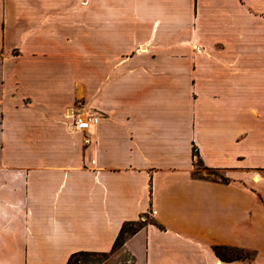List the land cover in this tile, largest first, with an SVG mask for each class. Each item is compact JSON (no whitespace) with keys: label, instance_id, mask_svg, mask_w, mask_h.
I'll return each mask as SVG.
<instances>
[{"label":"crops","instance_id":"obj_1","mask_svg":"<svg viewBox=\"0 0 264 264\" xmlns=\"http://www.w3.org/2000/svg\"><path fill=\"white\" fill-rule=\"evenodd\" d=\"M259 10L0 0V264L109 250L144 213L154 222L120 245L128 264H264ZM76 112L97 119L78 130ZM197 157L226 179L194 172Z\"/></svg>","mask_w":264,"mask_h":264},{"label":"trees","instance_id":"obj_2","mask_svg":"<svg viewBox=\"0 0 264 264\" xmlns=\"http://www.w3.org/2000/svg\"><path fill=\"white\" fill-rule=\"evenodd\" d=\"M193 152L197 153L195 148ZM195 162L201 163V161L196 158ZM206 167V166H205ZM209 168V167H207ZM212 169V168H211ZM219 179L225 180L226 177L221 175ZM146 222H154V220L145 215V218H137L131 220H123L119 226V229L113 239L112 245L109 250H88V249H78L70 252L64 264H98L101 263L106 256L118 248L124 241V239L138 229L140 226L144 225ZM215 253L222 259H235V258H250V253L247 250L237 248L235 246L226 245H214Z\"/></svg>","mask_w":264,"mask_h":264},{"label":"rangeland","instance_id":"obj_3","mask_svg":"<svg viewBox=\"0 0 264 264\" xmlns=\"http://www.w3.org/2000/svg\"><path fill=\"white\" fill-rule=\"evenodd\" d=\"M255 14H257V19L260 20L259 24L257 25V28L259 29V32L261 34L263 33V38L260 37L261 39H263V41L259 40L257 44L264 46V24H262L261 22L262 19H264V10L255 11ZM194 172H196L197 174H204L215 177H219L223 175L222 171L217 169L207 168L201 163L196 164ZM129 258H130L129 255L125 251L121 250L119 246L118 248L110 252L106 256V258L101 263L98 264H128Z\"/></svg>","mask_w":264,"mask_h":264},{"label":"built area","instance_id":"obj_4","mask_svg":"<svg viewBox=\"0 0 264 264\" xmlns=\"http://www.w3.org/2000/svg\"><path fill=\"white\" fill-rule=\"evenodd\" d=\"M97 119V116L91 115V114H81L80 112H76L71 116V120L69 121V125L74 126V128L78 130H86L88 129L92 123H94ZM90 138L88 135H84L83 141L89 142ZM145 215H148L147 213H144L140 216V218H145Z\"/></svg>","mask_w":264,"mask_h":264}]
</instances>
